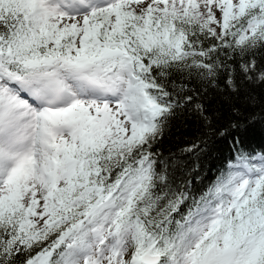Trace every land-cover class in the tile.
<instances>
[{
    "label": "snow or ice",
    "instance_id": "1",
    "mask_svg": "<svg viewBox=\"0 0 264 264\" xmlns=\"http://www.w3.org/2000/svg\"><path fill=\"white\" fill-rule=\"evenodd\" d=\"M260 52L264 0H0V264H264V152L197 192L154 150L211 123L173 76L235 90Z\"/></svg>",
    "mask_w": 264,
    "mask_h": 264
},
{
    "label": "trees",
    "instance_id": "2",
    "mask_svg": "<svg viewBox=\"0 0 264 264\" xmlns=\"http://www.w3.org/2000/svg\"><path fill=\"white\" fill-rule=\"evenodd\" d=\"M264 67V52L256 56ZM235 69V90L226 84L222 72L214 86L178 75L171 79L193 89L195 103L202 104L211 123L205 122L192 107L178 112L165 127L154 150L165 160L175 161L178 180L191 181L197 192L204 191L223 171L234 156V141L249 152H264V82L248 80L240 72L239 60L229 61ZM223 133V135H221ZM199 145L193 152L182 149Z\"/></svg>",
    "mask_w": 264,
    "mask_h": 264
}]
</instances>
